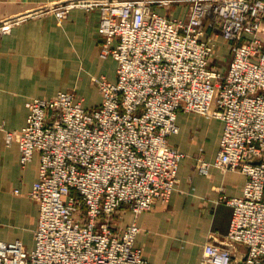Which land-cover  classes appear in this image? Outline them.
I'll list each match as a JSON object with an SVG mask.
<instances>
[{
    "label": "built area",
    "instance_id": "1",
    "mask_svg": "<svg viewBox=\"0 0 264 264\" xmlns=\"http://www.w3.org/2000/svg\"><path fill=\"white\" fill-rule=\"evenodd\" d=\"M76 8L100 12L101 55L117 61L116 80L93 77L102 95L93 108L75 89L34 97L26 125L5 130L22 167L40 155L28 193L39 217L33 248L0 240V264H151L138 224L118 232L112 215L170 200L184 158L169 141L180 111L224 123L200 173L246 176L241 195L220 198L232 207L229 233L204 245L200 263L264 264V0H66L2 18L0 44L27 19L62 21Z\"/></svg>",
    "mask_w": 264,
    "mask_h": 264
},
{
    "label": "crops",
    "instance_id": "2",
    "mask_svg": "<svg viewBox=\"0 0 264 264\" xmlns=\"http://www.w3.org/2000/svg\"><path fill=\"white\" fill-rule=\"evenodd\" d=\"M66 0H0V20ZM182 14L180 6L175 15ZM100 12L72 10L64 20L51 12L25 20L5 35L0 44V210L10 209L13 217L0 212V240H22L34 231L39 205L28 193L39 176L40 155L25 167L20 164L17 142L7 144L5 130H21L27 122L26 102L34 97L50 98L60 91L75 89L87 108L97 107L102 95L93 77L116 80L117 61L101 55ZM264 39V27L261 31ZM221 40V39H220ZM109 57V56H108ZM80 61H83L81 65ZM81 68L90 76L99 99L88 104V84L81 80ZM180 131L169 141L183 154L179 182L168 202L157 201L151 209L135 215L125 212V222L116 223L120 232L131 223L141 228L136 246L151 264H201L204 245L225 240L229 233L232 207L222 196L241 195L246 176L210 167L209 175L197 170L202 159L214 162L224 123L203 115L180 111ZM2 126L5 128L3 129ZM16 190H19L17 193ZM237 252L244 251L238 246Z\"/></svg>",
    "mask_w": 264,
    "mask_h": 264
},
{
    "label": "rangeland",
    "instance_id": "3",
    "mask_svg": "<svg viewBox=\"0 0 264 264\" xmlns=\"http://www.w3.org/2000/svg\"><path fill=\"white\" fill-rule=\"evenodd\" d=\"M222 54H223V62L219 63V65H223V67H225L227 65V62L229 61L230 59V52L229 50H227L225 48L224 51H222ZM103 58H111V57H103ZM81 65H83V61H80ZM80 77H81V80H84V84L86 86V84H88L89 88L90 89H87V91L89 92L88 94V104L92 103V101H94V99H99V92L96 90L95 87H93V85L91 84V79H90V76L87 77L86 73H85V70L83 68H81V72H80ZM127 209H129L127 206L125 207H122L120 208L118 211H116L112 217L114 218V222H116L117 224L119 223H124L125 222V214L123 212H125ZM1 213H3L5 216H8L9 218H12L13 217V214H12V211L10 209H8L7 211L2 208L0 210ZM33 240H34V237H33V231H29L26 236H25V241L26 243H29L30 247L33 245Z\"/></svg>",
    "mask_w": 264,
    "mask_h": 264
},
{
    "label": "trees",
    "instance_id": "4",
    "mask_svg": "<svg viewBox=\"0 0 264 264\" xmlns=\"http://www.w3.org/2000/svg\"><path fill=\"white\" fill-rule=\"evenodd\" d=\"M225 49H223L222 51H224Z\"/></svg>",
    "mask_w": 264,
    "mask_h": 264
}]
</instances>
